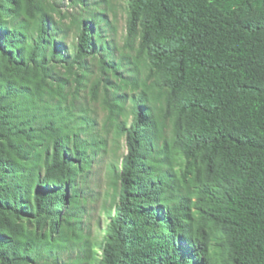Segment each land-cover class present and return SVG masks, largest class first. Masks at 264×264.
<instances>
[{
  "label": "trees",
  "instance_id": "obj_1",
  "mask_svg": "<svg viewBox=\"0 0 264 264\" xmlns=\"http://www.w3.org/2000/svg\"><path fill=\"white\" fill-rule=\"evenodd\" d=\"M125 1L0 0V264H264V0Z\"/></svg>",
  "mask_w": 264,
  "mask_h": 264
},
{
  "label": "rangeland",
  "instance_id": "obj_2",
  "mask_svg": "<svg viewBox=\"0 0 264 264\" xmlns=\"http://www.w3.org/2000/svg\"><path fill=\"white\" fill-rule=\"evenodd\" d=\"M59 9L63 13L72 12L69 8V0H56ZM126 1L125 0H113V10L116 14V28L118 38L124 36L126 25ZM256 14V10L252 12V15ZM109 17L111 14L108 13ZM98 120L102 119V114L97 110ZM107 151L104 153H98L94 158L92 168L88 178L86 180L85 192L91 196L86 203V221L88 223V231L93 239L96 238L98 244L101 242L103 236V228L106 225L105 209L109 206L111 194V177L109 165L113 161V155L111 152V143L107 144ZM121 153H125L124 141L120 143ZM11 219V217H9ZM27 230H34L33 224H28L25 221L20 222ZM94 263L99 264L101 259V248L97 246L94 249ZM77 257H81L79 250H67L58 251V255L55 256H41L34 258L32 264H69L72 263Z\"/></svg>",
  "mask_w": 264,
  "mask_h": 264
}]
</instances>
